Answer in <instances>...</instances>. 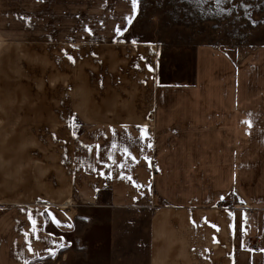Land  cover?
I'll return each instance as SVG.
<instances>
[{
	"label": "crops",
	"instance_id": "1",
	"mask_svg": "<svg viewBox=\"0 0 264 264\" xmlns=\"http://www.w3.org/2000/svg\"><path fill=\"white\" fill-rule=\"evenodd\" d=\"M136 7L0 0V264L94 228L102 264H264V46L129 42Z\"/></svg>",
	"mask_w": 264,
	"mask_h": 264
},
{
	"label": "rangeland",
	"instance_id": "2",
	"mask_svg": "<svg viewBox=\"0 0 264 264\" xmlns=\"http://www.w3.org/2000/svg\"><path fill=\"white\" fill-rule=\"evenodd\" d=\"M123 39L145 45H210L236 60L264 46V0H227L219 5L215 0H137ZM91 219L95 224L101 216ZM94 229L82 235L68 264L103 263L104 250L93 238L101 230Z\"/></svg>",
	"mask_w": 264,
	"mask_h": 264
},
{
	"label": "snow or ice",
	"instance_id": "3",
	"mask_svg": "<svg viewBox=\"0 0 264 264\" xmlns=\"http://www.w3.org/2000/svg\"><path fill=\"white\" fill-rule=\"evenodd\" d=\"M198 2L199 3H203V2H206V0H198ZM227 2V0H215V3L216 4H223V3H226ZM132 4H133V8L135 9V7H136V0H132ZM70 59H71V57H70Z\"/></svg>",
	"mask_w": 264,
	"mask_h": 264
},
{
	"label": "built area",
	"instance_id": "4",
	"mask_svg": "<svg viewBox=\"0 0 264 264\" xmlns=\"http://www.w3.org/2000/svg\"><path fill=\"white\" fill-rule=\"evenodd\" d=\"M251 248H256L257 247V244L254 242L250 245Z\"/></svg>",
	"mask_w": 264,
	"mask_h": 264
}]
</instances>
